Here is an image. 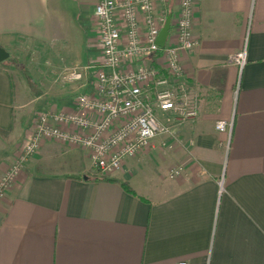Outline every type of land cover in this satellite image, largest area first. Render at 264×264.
I'll return each instance as SVG.
<instances>
[{
	"label": "crops",
	"instance_id": "1",
	"mask_svg": "<svg viewBox=\"0 0 264 264\" xmlns=\"http://www.w3.org/2000/svg\"><path fill=\"white\" fill-rule=\"evenodd\" d=\"M95 4L0 0V47L56 45L59 33H70L68 9L84 33V56L70 66L92 64L100 56ZM168 11L177 15V0ZM193 34L198 45L181 66L197 118L178 124L160 116L171 136L126 159L107 181L95 180L82 149L44 141L0 201V264H264V0H196ZM244 49L239 70L229 57ZM6 63L0 178L32 130L15 120ZM73 104L45 111L70 112ZM219 121L230 132H218ZM178 166L182 175L170 179ZM86 167L90 173H77Z\"/></svg>",
	"mask_w": 264,
	"mask_h": 264
},
{
	"label": "built area",
	"instance_id": "2",
	"mask_svg": "<svg viewBox=\"0 0 264 264\" xmlns=\"http://www.w3.org/2000/svg\"><path fill=\"white\" fill-rule=\"evenodd\" d=\"M177 1V15L171 17L160 48L157 39L172 0H96L100 56L86 67L92 88L76 96L70 112L43 110L36 114L31 133L0 178V201L44 141L82 149L98 177L108 178L120 171L126 159L149 149L158 137L171 136L169 125L160 116L167 123L173 116L178 124L197 118L198 101L184 83L181 66L182 55L198 45L193 34L196 0ZM229 63L242 70L245 49L230 56ZM215 129L230 132L231 124L219 121ZM182 173V167L172 168L169 178Z\"/></svg>",
	"mask_w": 264,
	"mask_h": 264
},
{
	"label": "rangeland",
	"instance_id": "3",
	"mask_svg": "<svg viewBox=\"0 0 264 264\" xmlns=\"http://www.w3.org/2000/svg\"><path fill=\"white\" fill-rule=\"evenodd\" d=\"M67 4V8L73 12L74 5ZM82 4L85 6L84 2ZM66 10V30L70 27V33H59L63 39L60 38L56 45L48 47L26 43L7 51L10 57L5 67L13 75L16 92L15 120H21L24 127L30 129L38 112L69 105L82 90L92 88L91 75L86 71L90 64L70 66L78 56H84L81 52L84 33H76L80 26L72 21L71 12ZM87 75L90 76V82L87 81ZM61 150L69 156L73 153L66 148ZM92 169L86 167L77 173L87 174Z\"/></svg>",
	"mask_w": 264,
	"mask_h": 264
},
{
	"label": "water",
	"instance_id": "4",
	"mask_svg": "<svg viewBox=\"0 0 264 264\" xmlns=\"http://www.w3.org/2000/svg\"><path fill=\"white\" fill-rule=\"evenodd\" d=\"M170 19L171 17L168 16L163 28L161 29L159 33L157 44L160 48H163L165 40L167 38L169 29H170ZM9 57H10L9 53L5 49L0 47V63H4L5 61L9 59Z\"/></svg>",
	"mask_w": 264,
	"mask_h": 264
},
{
	"label": "trees",
	"instance_id": "5",
	"mask_svg": "<svg viewBox=\"0 0 264 264\" xmlns=\"http://www.w3.org/2000/svg\"><path fill=\"white\" fill-rule=\"evenodd\" d=\"M6 134H7V133H6L5 131H3V130L0 129V135H3V136H4V135H6ZM96 173H97V172H96ZM95 180H101V181L106 180V181H107V179H105V178H101V177H98V178H96ZM121 185H122V187L125 188L126 191H128V192H130V193H133L132 190L127 186V184L122 183Z\"/></svg>",
	"mask_w": 264,
	"mask_h": 264
}]
</instances>
